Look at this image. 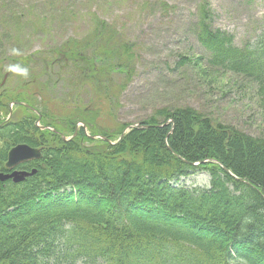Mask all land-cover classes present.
I'll list each match as a JSON object with an SVG mask.
<instances>
[{"label": "trees", "instance_id": "trees-1", "mask_svg": "<svg viewBox=\"0 0 264 264\" xmlns=\"http://www.w3.org/2000/svg\"><path fill=\"white\" fill-rule=\"evenodd\" d=\"M208 3L198 4L194 28L207 56H181L176 66L237 74L264 92V33L236 45L233 34L212 27ZM96 21L90 36L68 38L44 57L18 56L26 80L21 76L12 98L30 104L41 124L59 133L40 129L38 113L22 105L19 119L0 125V170L16 142L41 151L38 160L19 165L34 168L32 175L0 181V264H103L107 251L117 264H264V135L171 105L120 137L131 123L116 119L115 100L132 79L135 44L117 41L104 20ZM46 73L51 78L36 88L34 80ZM56 87L63 102L51 100ZM7 95L0 93L3 112ZM79 121L88 134L76 129ZM60 133L72 138L63 141Z\"/></svg>", "mask_w": 264, "mask_h": 264}, {"label": "rangeland", "instance_id": "rangeland-1", "mask_svg": "<svg viewBox=\"0 0 264 264\" xmlns=\"http://www.w3.org/2000/svg\"><path fill=\"white\" fill-rule=\"evenodd\" d=\"M9 1L12 7L10 3L6 7L12 14H27L23 19L30 24L26 27L24 21L14 23L8 16L11 11L0 5V19L8 21L10 18L12 32L17 35L12 42L3 39L6 33L0 27L2 67L18 63L20 55H33L35 59L41 52L64 45L68 38L80 40L90 36L95 32L96 19H102L117 41L135 44L132 79L115 100V116L119 122L136 123L162 106L189 105L245 133L264 135V92L255 83L237 74L214 73L197 65L194 68L186 63L176 66L181 56L192 59L206 54L191 32L200 0H54L53 5L49 0ZM209 2L212 25L233 33L237 44L264 28V0ZM32 67L35 72L38 70L36 64ZM19 74L24 75V72L13 71L4 87H11L10 84L14 87ZM114 78L119 82L122 75L116 74ZM49 79L48 73L42 74L36 88H43L42 84H47ZM84 89L80 86L74 93L79 94ZM54 91L51 100L63 102L65 98L59 88ZM82 93L81 103H85L88 96ZM46 94L43 90L45 98ZM16 117V114L12 116ZM104 122L108 124L109 120ZM202 178H205L202 174L195 176L198 181Z\"/></svg>", "mask_w": 264, "mask_h": 264}, {"label": "water", "instance_id": "water-1", "mask_svg": "<svg viewBox=\"0 0 264 264\" xmlns=\"http://www.w3.org/2000/svg\"><path fill=\"white\" fill-rule=\"evenodd\" d=\"M38 153H36L34 150H31L27 147H20L17 146L15 148H13L10 153L8 154V161H7V165H14L15 163L31 158V157H37ZM24 174L23 173H16V172H12L9 175H0V179H5V178H9V177H13V179L15 181L19 180L22 178Z\"/></svg>", "mask_w": 264, "mask_h": 264}]
</instances>
